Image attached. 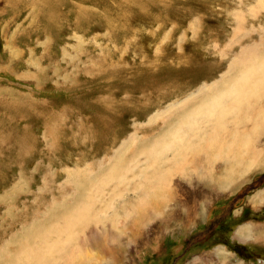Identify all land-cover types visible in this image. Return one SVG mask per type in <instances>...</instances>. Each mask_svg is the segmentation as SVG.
I'll list each match as a JSON object with an SVG mask.
<instances>
[{"label":"rangeland","instance_id":"1","mask_svg":"<svg viewBox=\"0 0 264 264\" xmlns=\"http://www.w3.org/2000/svg\"><path fill=\"white\" fill-rule=\"evenodd\" d=\"M243 51L264 54V0H0V222L34 209L23 224L37 223L90 191L96 218L57 264H264L260 243L228 248L264 243V97L226 115L219 141L183 169L161 165V203H145L130 172L166 128L151 117L219 81Z\"/></svg>","mask_w":264,"mask_h":264},{"label":"bare ground","instance_id":"2","mask_svg":"<svg viewBox=\"0 0 264 264\" xmlns=\"http://www.w3.org/2000/svg\"><path fill=\"white\" fill-rule=\"evenodd\" d=\"M230 76L232 77L228 79ZM212 94L216 95L205 100ZM261 97H264V54L258 51H243V54L233 59L230 70L219 81L203 86L197 95L179 103H173L165 111L153 115L150 122L161 119L166 128L155 140H152L148 147L137 153L146 156L145 166H137V160L136 165L130 171L135 170L134 178L145 180L144 183L134 181L136 187H144L143 190L147 192L148 197L145 203L152 205L158 201L161 203V200L152 199L160 195L161 189L169 178V174L167 176L165 174L167 168H161L163 163L171 162L174 168L183 169L190 153H198L203 145L212 147L219 141L216 131L220 126L225 129L224 117L226 115L239 114L242 107L252 105ZM196 98L200 99L198 104L185 108L191 100ZM175 119L178 121L173 125ZM243 137V135L236 136L237 139ZM136 139L134 135L128 142H124L116 155L124 157L125 154L134 150L137 146ZM137 142L144 141L138 140ZM134 160L135 158L119 165H112L104 175L92 180V184L97 183L95 190L99 192L106 182L114 178L127 163ZM172 169L170 167L168 173ZM122 178L125 179L126 176L122 175ZM117 181L123 182L124 180ZM75 185L77 188H83L85 183L77 181ZM90 195L89 191L88 195L79 201V204L76 203L77 205L62 204L61 212H58L60 208L52 203L53 211L45 212L44 218L45 220L48 219L47 217L56 218L57 223L53 222L52 225L43 219L28 226L24 225L23 220H27L37 212L34 209H17L14 214L6 211V219L0 222V264H57L55 260L63 256L64 252L70 260L76 250V247L72 245L73 236L78 233L80 226L85 225L92 217L96 218L95 214L98 213L96 203ZM21 224L24 226L22 225L23 228L19 235L12 233ZM251 225L246 228L248 236L253 235L250 234L254 228ZM243 232L240 230L241 234ZM10 233L12 235L8 239ZM22 235L26 236L22 240H17ZM19 246H22V249L18 252V256L14 257ZM68 247L71 251H68Z\"/></svg>","mask_w":264,"mask_h":264},{"label":"crops","instance_id":"3","mask_svg":"<svg viewBox=\"0 0 264 264\" xmlns=\"http://www.w3.org/2000/svg\"><path fill=\"white\" fill-rule=\"evenodd\" d=\"M247 221H257V219H247ZM231 230H232V228H231ZM233 230H234V227H233ZM233 230L231 231V234H232ZM243 234H244V232H243ZM252 241L254 242V238L252 239ZM253 242L249 241L248 243H244V242H239V241H230V244H229L228 248L230 249L231 247H241L243 249H246L249 253L254 254L253 252H251V251L254 250L253 245L255 247V245H258L260 243V245L263 246L264 243L262 242V240H260L259 242L256 241V243H253ZM263 249H264V247H263ZM230 251L232 252L231 249H230ZM235 254H238V253H235ZM255 254H257V253H255Z\"/></svg>","mask_w":264,"mask_h":264}]
</instances>
